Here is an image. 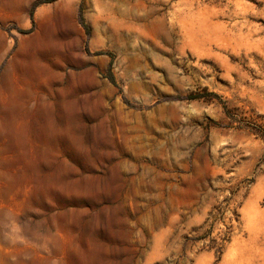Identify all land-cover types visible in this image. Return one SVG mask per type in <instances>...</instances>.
Wrapping results in <instances>:
<instances>
[{
  "label": "rangeland",
  "instance_id": "374dc122",
  "mask_svg": "<svg viewBox=\"0 0 264 264\" xmlns=\"http://www.w3.org/2000/svg\"><path fill=\"white\" fill-rule=\"evenodd\" d=\"M0 264H264V0H0Z\"/></svg>",
  "mask_w": 264,
  "mask_h": 264
}]
</instances>
